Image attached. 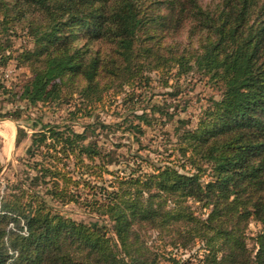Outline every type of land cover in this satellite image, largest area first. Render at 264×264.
<instances>
[{
    "label": "trees",
    "instance_id": "16d2710c",
    "mask_svg": "<svg viewBox=\"0 0 264 264\" xmlns=\"http://www.w3.org/2000/svg\"><path fill=\"white\" fill-rule=\"evenodd\" d=\"M17 30L31 40L14 58L29 74L17 91L0 90L28 107L74 103L71 124L108 97L134 101L153 73L165 87L199 73L220 99L195 128L178 121L166 161L139 156L149 171L122 168L97 139L111 127L98 119L82 132L69 122H35L31 136L20 128L17 145L31 144L20 180L0 191V264H161L159 244L198 242L199 264H264V0H0V67L12 59L2 37ZM135 118L125 131L143 135L150 119ZM55 203L106 223L67 218ZM251 222L261 226L253 237Z\"/></svg>",
    "mask_w": 264,
    "mask_h": 264
},
{
    "label": "rangeland",
    "instance_id": "374dc122",
    "mask_svg": "<svg viewBox=\"0 0 264 264\" xmlns=\"http://www.w3.org/2000/svg\"><path fill=\"white\" fill-rule=\"evenodd\" d=\"M211 1L213 0H201L203 4H208ZM16 32V34L8 33L5 35L6 37H2L7 39L11 45L8 54H12V59L7 65L0 67V83L9 91H17L23 84L24 77L29 74L28 70L14 58L21 50L31 48V40L25 32L19 30ZM151 78L148 85L140 86L137 89L134 101L124 99L125 94L108 97L104 107L96 110L92 119L80 117L72 124L68 121V112L74 109V103L61 102L28 107L25 101L0 90V164L2 165L0 191L4 190L8 180H20V172L23 169L22 162L27 158L26 151L31 144L30 138L17 145L18 130L21 128L31 136L34 133L32 126L38 121H42L44 124H66L69 122L74 125L77 132H82L85 126L98 119L111 127L103 131L98 129L97 139L105 150L116 152L123 162L122 168L130 164L136 169L139 164H142V169L149 171L150 169L142 163L139 156L154 163L166 161L177 146L175 133L181 126L178 121H188L187 128H195L199 117L210 105L211 100L220 99V92L208 78L196 72L183 77L177 84L171 81L169 87L163 85L162 77L158 74L153 73ZM143 113L147 114L152 124L150 126L142 125L144 134L135 133L133 135L125 131L128 126L125 119H134V124H140L141 121L135 116ZM8 114L12 116L19 114L20 118L18 121H14L1 117ZM106 178L112 180L111 177ZM52 206L67 218L92 225L106 223L96 215H89L83 206L74 204L61 206L56 203ZM260 228L258 223L251 222L248 235L255 236ZM248 244L252 249L254 248V242L251 239L248 240ZM158 246L164 255L161 264H199L203 255L202 244L199 242L187 250L164 248V244ZM169 258L175 261H168ZM12 261L13 258H10L8 264H12Z\"/></svg>",
    "mask_w": 264,
    "mask_h": 264
}]
</instances>
